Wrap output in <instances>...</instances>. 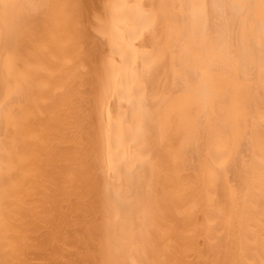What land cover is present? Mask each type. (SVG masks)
<instances>
[{
	"label": "bare ground",
	"instance_id": "1",
	"mask_svg": "<svg viewBox=\"0 0 264 264\" xmlns=\"http://www.w3.org/2000/svg\"><path fill=\"white\" fill-rule=\"evenodd\" d=\"M0 264H264V0H0Z\"/></svg>",
	"mask_w": 264,
	"mask_h": 264
}]
</instances>
